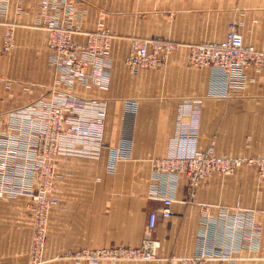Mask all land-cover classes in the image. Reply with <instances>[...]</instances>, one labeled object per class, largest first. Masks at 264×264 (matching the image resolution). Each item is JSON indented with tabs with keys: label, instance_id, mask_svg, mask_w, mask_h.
<instances>
[{
	"label": "crops",
	"instance_id": "obj_1",
	"mask_svg": "<svg viewBox=\"0 0 264 264\" xmlns=\"http://www.w3.org/2000/svg\"><path fill=\"white\" fill-rule=\"evenodd\" d=\"M38 1L10 0L9 11H0V39L8 31H17L18 43L26 48L19 59L13 56L0 65V77L10 80L9 89L8 80L0 81V116L4 119L52 88L55 76L49 61L48 35L40 25L38 30L33 28ZM90 1L96 2V10L87 13L76 7L85 13L83 31L93 33L103 23L113 34L110 89L98 92V96L118 105L111 142L115 149L104 154L105 167L114 171L106 170L101 158L57 159L52 193L58 204L49 215L43 264H73L69 257L82 249L140 248L150 213L162 207L163 186L155 191L159 184L152 178V161L174 153L179 132H194L200 151L210 149L230 157L264 156V70L246 71L243 92L215 98L209 95L210 72L186 67L191 46L223 41L232 23L238 25L245 45L264 52V0ZM34 30L43 31L39 42ZM155 38L178 47L169 57L168 67L130 73L126 61L132 41ZM74 40L83 44L86 38L75 36ZM37 46L46 49L43 60L33 56ZM43 61L44 70L38 66ZM38 71H44L45 77ZM77 93L85 92L77 88ZM130 97L138 101L134 118L127 114L125 120L132 132L120 134V139H132L128 153L119 143L118 131L122 99ZM229 209H239L245 218L253 219L254 233L242 237L237 252L227 261L220 260L223 249L222 254H205L220 259L207 261L195 256L198 239L204 233L209 241L206 246L213 249L230 241ZM205 210L210 218L206 232L201 227ZM29 212L30 202L25 197H0V264H29L33 231ZM240 221L248 229V220ZM151 236L161 244V259L198 257L206 260L204 264H262L264 183L254 168H241L231 176L214 173L189 202L188 182L181 177L171 217L160 220Z\"/></svg>",
	"mask_w": 264,
	"mask_h": 264
},
{
	"label": "built area",
	"instance_id": "obj_2",
	"mask_svg": "<svg viewBox=\"0 0 264 264\" xmlns=\"http://www.w3.org/2000/svg\"><path fill=\"white\" fill-rule=\"evenodd\" d=\"M73 14L72 5H69L65 15L70 17ZM53 23L57 25L53 26ZM57 27L68 31L71 37L75 33H72V26L59 24L54 19L48 23L47 30L53 33ZM98 35H104L106 40L96 41V44L110 45L108 32L104 30ZM5 40L6 45H10L7 35ZM87 48H80L84 56H86ZM177 48L174 43L159 38L142 39L130 55L128 66L133 68V74H136L139 69H161L165 67L169 57ZM62 54L65 59L62 62L55 59L52 64L56 70L55 76L58 77L55 80V86L50 89L52 95L6 115V119L10 121L6 125L5 132L0 134V197H27L31 201L30 209L34 217V226L30 254L31 258L34 256L36 258L32 263L39 260L37 255L43 256L45 249L49 217H42L41 212H50L58 204L57 198L52 193L57 159L60 156L94 160L101 158L103 167L114 171V168L105 167L108 163L104 154H110L115 149L111 142L116 124L117 103L113 100H84L72 90L77 84L87 91L97 88L109 90L111 61L107 58L98 59L97 63L89 68L87 61L74 65L73 60ZM187 65L193 69L208 70L210 72L209 95L220 98L244 91L247 80L246 71L264 70V52L257 50L254 46L245 45L238 25L232 23L223 41L191 46ZM6 85L9 89L10 81ZM122 102L119 125L121 130L118 131L119 143L122 142L130 153L132 139L130 136L120 139V134L122 131L132 132L125 125V120L127 114L134 118L137 102L132 99ZM87 126H89L88 129ZM1 127L3 123L0 119ZM197 142L194 132H179L174 140V153L162 160L153 161L152 178L159 184L155 191L157 192L163 186L160 193L162 207L150 213L146 238L140 248L117 246L82 249L73 253L75 255L74 260L72 259L73 264H120L133 262L134 258H141L153 264H163L158 257L161 244L151 235L160 220L171 217V207L181 177H185L188 182L189 202L195 199L202 181L214 172L230 175L240 168L249 167L256 169L259 177L264 179V158L218 157L211 150L199 152ZM209 220L207 214L202 217L201 227L205 232ZM252 220L248 219L247 224L245 223L248 229L245 228L244 222L230 220L232 223L230 241L225 245L220 244L216 249L206 246L209 241L207 234L204 233L198 239L195 256L204 257L209 261L218 257H207L205 254H220V249H223L222 253H236L242 237L247 233H254L255 224ZM199 263L200 261L195 262V264Z\"/></svg>",
	"mask_w": 264,
	"mask_h": 264
},
{
	"label": "bare ground",
	"instance_id": "obj_3",
	"mask_svg": "<svg viewBox=\"0 0 264 264\" xmlns=\"http://www.w3.org/2000/svg\"><path fill=\"white\" fill-rule=\"evenodd\" d=\"M76 2H77V0H46V4H45L44 9H43V10H47L48 11V20L47 21L50 22L51 20L54 19V20H57V22L59 24H72L73 25L72 28L75 31V33L72 35V37H71V35H70V33L68 31H66L64 29H61L59 27H57L54 30V32L51 33L50 31L48 32V30H47L48 24L46 25V29L45 30H46V33L48 35L47 46H48V49L51 51V56L49 58V61H50V65H51V67H52V69L54 71V76H55L56 70H55V67L52 64H54V60L55 59H58L60 62H62V60L65 59V57H64V55L62 53H64L71 60H73L74 61V65H77V64L82 63L84 61H87L88 64H89V68H90L92 64L95 65L97 63L98 59H104V58H107L108 60H110L111 61V65H112V55H111L112 35L106 29V27L104 26L103 23H99L98 28H103L106 33L108 32V34L110 36V45L96 44L95 43L96 41H105L106 37L104 35H98L100 32H98V33H95V32L86 33V32L83 31L81 21H82L84 15H85V13L84 12H79L77 10V8L74 6V4H76ZM69 5H72V8L74 10V14L72 16H70V17L65 15V11L69 8ZM50 12H51V14H50ZM50 15H52V18L50 17ZM56 25H57L56 23H53V26H56ZM6 35H7L8 39L12 40V32L8 31L5 34V36ZM75 36H81V37L83 36V37L86 38V40H85V42L83 44L78 43V42H76L74 40ZM139 42H140V40H133L132 41V47H131L130 55H132V53L135 51V49L139 45ZM85 47H88L85 50L86 56H84L82 54V52L80 51V48H85ZM9 50H10V48H5V51H9ZM130 57L131 56L128 57V59L126 61V65H127L128 69H129L130 73L133 74V68H129V66H128V60L130 59ZM145 70H150V69H145ZM139 71H141V70L139 69L137 72H139ZM57 78L58 77L55 76L54 79H57ZM7 82H6V84H7ZM110 83H111V70H110V78H109V87H110ZM77 88H80L81 90H84L78 84L75 85L72 90L77 93ZM93 90H98V88L97 89H92L90 91L84 90L85 93L79 94L78 96L80 98H82L84 100H88V101H91V100L106 101V100H108L107 98H103V97H99L98 96L99 95L98 92H100V91L105 92L104 90L99 89L97 92L88 93V92H91ZM51 95H52V90H50V91L48 90V93L46 95H44L42 98L38 99L37 101L40 102V101L50 97ZM85 95H88V96H85ZM80 102H81V100H80ZM0 119L2 120V123H3V127L0 128V134H3L5 132L6 125L9 123L10 119H3L2 116H0ZM88 128H89V126H87V129ZM197 144H198V142H197ZM197 150H198V148H197ZM198 151L199 152H206L208 150H206V151L198 150ZM211 152H212V150H211ZM214 155L218 156V157H227L229 159H239L241 157H258V156H241V157L219 156V155H216L215 153H214ZM167 157H169V156H167ZM167 157H164V158H167ZM162 159L163 158H161L160 160H162ZM155 160H157V159H155ZM153 161H152V171H154V162ZM236 171L233 174H235ZM214 173H217V172H214ZM214 173H212V174H214ZM212 174H210L209 176H211ZM218 174H221V173H218ZM233 174H230V175L221 174V175L231 176ZM209 176H207L202 181V183L200 184L199 188L202 186L204 181L207 180V178ZM197 192H198V190H197ZM171 211H172V207H171ZM50 212L42 211L41 212V216L42 217H47V216L49 217ZM33 219H34V217H31V220H33ZM48 220H49V218H48ZM46 227H48V224H47ZM46 238H47V236H46ZM45 246H46V240H45L44 248H45ZM30 256H31V254H30ZM36 257H39L38 258L39 261H40V259H42V256H40V255H37ZM74 257H75V255H71L69 257L70 261H72V259L74 260ZM158 257H159V255H158ZM230 257H231L230 254L224 253L221 256V259H223V260L227 259L228 260V259H230ZM31 259L33 261L36 258L34 256ZM31 259H30V261H31ZM134 259L135 260L133 262H141V263L153 264L152 262L141 260V258H134ZM159 259L163 262V264L164 263H170V264H176V263L195 264L196 261H200L199 264H204L206 262V260L204 258H198V257H193V258L192 257L191 258L170 257L168 259H161L159 257ZM167 260H168V262H167ZM37 261L38 260H36L34 262V264H38L39 261L38 262Z\"/></svg>",
	"mask_w": 264,
	"mask_h": 264
},
{
	"label": "rangeland",
	"instance_id": "obj_4",
	"mask_svg": "<svg viewBox=\"0 0 264 264\" xmlns=\"http://www.w3.org/2000/svg\"><path fill=\"white\" fill-rule=\"evenodd\" d=\"M95 3L96 2H93V1H90V0H86V1L85 0L84 1L83 0L82 1L79 0V1L76 2V4H74V6L77 7V8H84V9H86V11L88 13V10H96L97 9ZM45 4H46V0L38 1L37 18H36V21L34 23L33 28L37 29L36 26H39L40 25V28L39 29H42V30H44L46 32V30H45L46 29V25L48 24L49 21H47L48 20V11L47 10H43ZM9 5H10V0H0V11L7 13L9 11ZM50 14H51V12H50ZM50 17L52 18V15H50ZM68 26H73V25L72 24H68ZM37 30H34L32 32H33V34H37V36L34 35V38H35V41L36 42H39L40 41L39 35L42 34L43 31L41 32V31H37ZM101 31H104V29L103 28H98L95 31V33H98V32H101ZM74 32L75 31L72 30V33H74ZM18 34H20V33L17 32V31H15L14 34H12V40L9 39L10 42H11L10 45H6L5 37H2L1 36L2 38L0 39V65L3 62H5V60H7L8 58H11L13 56H14V58H18V56H21V54H20L21 50L26 49L23 45H20L18 43V39H17ZM161 40H163V39H161ZM164 41H167V40H164ZM5 48H10V50L9 51H5ZM34 49H36V48H34ZM177 50H178V48L172 54H174ZM32 53H33V56L37 57L40 60L42 58V60H43L44 57H45V55H46V49L45 48L44 49H41L39 46H37V50H34ZM44 61L38 65L43 70L45 69V67H44ZM168 62H169V59H168ZM168 62L165 65V67H163L161 69H155L154 72L155 71H161V70L167 68L168 67ZM186 67H189V66L186 65ZM40 73L41 74H44L45 72L44 71H38V74L39 75H40ZM34 76H37V74L35 73ZM44 77H45V74H44ZM3 80L5 81V80H8V79L7 78H4V77H0V81H3ZM55 80L56 79L53 80V84L50 87H54L55 86ZM8 81H10V80H8ZM5 82H7V81H5ZM209 85H210V83H209ZM232 95H234V94H232ZM85 96H88V95H85ZM135 98H137V97H130L129 99H133V100L137 101ZM126 99H128V98H126ZM122 101H123V99H122ZM121 107H122V104H121ZM262 157L264 158V156H262ZM256 172L258 174V171L257 170H256ZM258 176H259V174H258ZM261 181H262V183H264V179H261ZM25 198L29 200L30 205H31L30 199L27 198V197H25ZM32 206H33V201H32ZM204 213L207 214V210H205ZM228 213H229V216H230V220H248V218L247 217L245 218L244 214L241 213L239 209H237V210H235V209H231L230 210L229 209L228 210ZM29 215L32 217V214L30 212H29ZM33 226H34V220H32V230H33ZM32 239H33V231H32ZM32 239H31V243H30V246H29V250H28V262H29V264H34V263L31 262L32 259H31V256H30V249H31ZM30 259H31V261H30ZM44 259L45 258H44V254H43L42 259H40V261L38 260L39 261L38 264H43L44 261H45ZM261 259H262V264H264V253H263Z\"/></svg>",
	"mask_w": 264,
	"mask_h": 264
}]
</instances>
